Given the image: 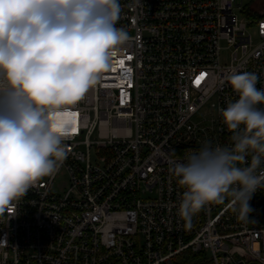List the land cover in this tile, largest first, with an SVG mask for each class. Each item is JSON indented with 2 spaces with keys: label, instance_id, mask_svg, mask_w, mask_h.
I'll list each match as a JSON object with an SVG mask.
<instances>
[{
  "label": "built area",
  "instance_id": "obj_1",
  "mask_svg": "<svg viewBox=\"0 0 264 264\" xmlns=\"http://www.w3.org/2000/svg\"><path fill=\"white\" fill-rule=\"evenodd\" d=\"M119 3L116 26L129 39L63 106L58 169L0 213V264H264V189L247 219L225 193L187 227L178 215L187 189L172 171L206 142L233 146L221 109L239 95L228 78L253 72L264 88V10L251 17L237 0Z\"/></svg>",
  "mask_w": 264,
  "mask_h": 264
},
{
  "label": "clouds",
  "instance_id": "obj_2",
  "mask_svg": "<svg viewBox=\"0 0 264 264\" xmlns=\"http://www.w3.org/2000/svg\"><path fill=\"white\" fill-rule=\"evenodd\" d=\"M120 15L119 0H0V213L64 160L69 124L62 118L70 113L63 106L82 98L110 67L112 50L129 39L116 26ZM258 79L253 72L228 78L239 95L221 109L233 146L206 142L173 164L187 189L178 210L187 227L225 193L247 219L252 194L264 189Z\"/></svg>",
  "mask_w": 264,
  "mask_h": 264
},
{
  "label": "rangeland",
  "instance_id": "obj_3",
  "mask_svg": "<svg viewBox=\"0 0 264 264\" xmlns=\"http://www.w3.org/2000/svg\"><path fill=\"white\" fill-rule=\"evenodd\" d=\"M237 2H241L242 5L248 6L249 10H252V8L256 10H264V0H237ZM254 12V11H252ZM251 13V11H250Z\"/></svg>",
  "mask_w": 264,
  "mask_h": 264
},
{
  "label": "trees",
  "instance_id": "obj_4",
  "mask_svg": "<svg viewBox=\"0 0 264 264\" xmlns=\"http://www.w3.org/2000/svg\"><path fill=\"white\" fill-rule=\"evenodd\" d=\"M246 12H247V14H248L249 16H251V17H253V16L256 15V14H254V13H250V10H249L248 6H246Z\"/></svg>",
  "mask_w": 264,
  "mask_h": 264
}]
</instances>
